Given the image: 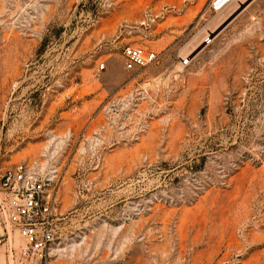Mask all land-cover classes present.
Wrapping results in <instances>:
<instances>
[{"label":"rangeland","instance_id":"1","mask_svg":"<svg viewBox=\"0 0 264 264\" xmlns=\"http://www.w3.org/2000/svg\"><path fill=\"white\" fill-rule=\"evenodd\" d=\"M210 2L0 0V168L62 175L50 264H264V0Z\"/></svg>","mask_w":264,"mask_h":264},{"label":"built area","instance_id":"2","mask_svg":"<svg viewBox=\"0 0 264 264\" xmlns=\"http://www.w3.org/2000/svg\"><path fill=\"white\" fill-rule=\"evenodd\" d=\"M237 0H211L210 10L221 12ZM128 71L152 65L156 55L145 48L122 50ZM38 160L0 168V250L33 264H50L62 175Z\"/></svg>","mask_w":264,"mask_h":264},{"label":"crops","instance_id":"3","mask_svg":"<svg viewBox=\"0 0 264 264\" xmlns=\"http://www.w3.org/2000/svg\"><path fill=\"white\" fill-rule=\"evenodd\" d=\"M31 161H36V158L31 160ZM0 255H2V256L5 255L7 257V259H8V264H10V262L12 261V258H10V256H8V254L6 253V251L4 249L0 250ZM2 256H0V263L2 261V258H1ZM14 256H18L19 257V255H16V254Z\"/></svg>","mask_w":264,"mask_h":264}]
</instances>
